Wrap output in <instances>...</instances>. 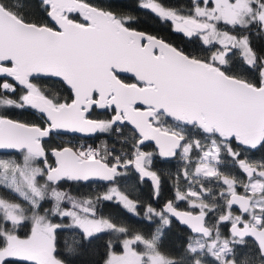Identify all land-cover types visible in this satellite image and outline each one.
<instances>
[{
  "label": "snow or ice",
  "instance_id": "snow-or-ice-1",
  "mask_svg": "<svg viewBox=\"0 0 264 264\" xmlns=\"http://www.w3.org/2000/svg\"><path fill=\"white\" fill-rule=\"evenodd\" d=\"M90 250L264 264V0H0V264Z\"/></svg>",
  "mask_w": 264,
  "mask_h": 264
},
{
  "label": "trees",
  "instance_id": "trees-1",
  "mask_svg": "<svg viewBox=\"0 0 264 264\" xmlns=\"http://www.w3.org/2000/svg\"><path fill=\"white\" fill-rule=\"evenodd\" d=\"M106 138H107L106 136L101 135L100 139L91 138V139H88L87 142L89 143V145H93V146H97L98 147L99 146V141L102 140V139L104 140ZM148 149L152 150L153 146L150 145V147ZM260 158H261V155L259 153L256 154L255 159H260ZM176 166L179 167V164L177 163ZM165 167H171V166L170 165H165ZM172 170L175 171L174 168ZM64 187H65L66 190H68L72 194L76 195V194H78L76 189H79V193L80 194H82V193H91L97 186L96 185H90V186L81 187L80 185L69 183V184H66ZM145 187H146V185H145ZM153 206L154 207H159V205H156V204H153ZM185 207H187V206L184 205V204H181V208H185ZM137 227L141 228L143 231H146V232L150 230V227L147 224L137 225ZM186 234L187 233H186L185 229H183L178 224H174V227H173L172 233H171V242L178 245L181 242V237H183ZM96 259H99V256L94 254L92 252V250H90V252L88 254H85V255H83L82 257L79 258L77 264H87V262L94 261Z\"/></svg>",
  "mask_w": 264,
  "mask_h": 264
},
{
  "label": "flooded vegetation",
  "instance_id": "flooded-vegetation-1",
  "mask_svg": "<svg viewBox=\"0 0 264 264\" xmlns=\"http://www.w3.org/2000/svg\"><path fill=\"white\" fill-rule=\"evenodd\" d=\"M64 139H66V140H73L74 142H76V143H86V144H89L88 142H87V140L89 139V138H84V137H79V136H77V137H72V136H68V137H65ZM91 139V138H90ZM154 147V146H153ZM147 150H150V149H147Z\"/></svg>",
  "mask_w": 264,
  "mask_h": 264
},
{
  "label": "rangeland",
  "instance_id": "rangeland-1",
  "mask_svg": "<svg viewBox=\"0 0 264 264\" xmlns=\"http://www.w3.org/2000/svg\"><path fill=\"white\" fill-rule=\"evenodd\" d=\"M103 140V139H102ZM101 141V140H100ZM100 141H99V144H100Z\"/></svg>",
  "mask_w": 264,
  "mask_h": 264
}]
</instances>
